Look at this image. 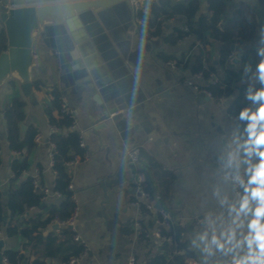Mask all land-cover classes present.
Instances as JSON below:
<instances>
[{"label": "crops", "instance_id": "crops-1", "mask_svg": "<svg viewBox=\"0 0 264 264\" xmlns=\"http://www.w3.org/2000/svg\"><path fill=\"white\" fill-rule=\"evenodd\" d=\"M235 5L237 4L233 0L228 4L226 15H231ZM145 11L153 17L150 8ZM205 11L207 9L204 5L196 18L199 13ZM255 14L258 28L264 27V12ZM157 20L160 21L161 33L152 34L154 27L150 26L146 31L151 36L145 37L146 43L142 51L140 26L121 30L118 36L125 42L121 55L126 67L119 66L116 71L125 70L123 77L114 79L111 72L105 68L97 80L102 85L109 81L102 90L114 94L117 98L114 105H118V113L121 115L125 107L135 105L133 108L138 112L131 121L120 119V124L116 125L109 119L106 121V127L84 134L88 129L95 127V120L100 115L96 101L100 99V95L92 87L75 86L67 77V57L60 58L58 51L44 44H39L36 48L39 64L33 67V81H37L39 87H33L34 98L29 100L18 82L15 86L10 85L9 89H5L0 97L1 185H7L11 175V160L18 156L17 152L10 149L7 140L6 121L3 116L5 105L16 95L26 101L25 124L36 127L42 137L28 155L29 171L33 175L42 167L41 177L45 186H51L55 178L50 165V146L46 141L50 124L45 113V108L51 103L50 91L53 87L62 92V97L73 110V130L80 133L85 149V154L79 155L80 159L68 167L76 202V232L88 245L87 255L78 264H128L131 257L141 263L147 262L149 255L163 251L162 242L159 243L152 236L155 224L150 231L151 241L148 244L140 239V233H137L133 226L135 219L142 224H148L150 220L155 221L156 213L153 211L152 215L138 214L130 205L138 194L132 166L127 158L129 150L133 148L142 149L176 174L172 204L178 214L172 220L174 224L187 228L182 239L194 253V256L187 258V264L191 260H196L199 264H231L233 258L242 252L222 251L213 247L211 254L205 253L203 244L199 241V234L207 229L203 222L204 217L211 214L213 218H227L228 205L238 200L231 182L221 176L217 163L218 158H227L230 149L239 151L242 144L239 120L233 119L228 113V106L235 94L221 100L200 99L198 94L182 83L183 78L187 77L185 71L191 67L173 71L167 61L181 60L189 55L192 62L194 55L206 50L210 64L216 67V74L224 77L226 66L240 65L241 62L237 64L234 59L243 51L253 49L257 56V48L260 46L257 39L258 28L257 36L252 42L234 44L235 49L230 53L232 57L228 58L223 66L219 64V58L221 51L226 48L225 43L212 41L200 50L196 46L197 37L192 33L172 42L171 38L188 22L187 18L184 15L170 18L159 15ZM70 24L73 25V22ZM169 56L174 59H166ZM257 59L259 61L258 56ZM254 71L255 68L246 80L252 85L259 81ZM175 72H179V76L175 75ZM165 89L169 91L170 97L161 96V91ZM123 100H126L125 104ZM143 165L145 160L141 159L140 166ZM122 168L128 173V186L121 193H116L113 188L104 190L102 185L106 182L104 179L107 175L112 174L115 177ZM240 170L243 171V166ZM225 198L227 203L222 204L221 201ZM46 200L57 202L58 199L51 196ZM141 200L146 202L148 199ZM35 211L37 208H29L27 212ZM4 212L9 216L7 207ZM45 215L43 212V216ZM199 218L202 220L200 224L197 222ZM126 225H130L133 230L127 232ZM61 227L63 224L54 221L42 230V235L44 238L51 232L59 235ZM0 238L6 243L3 249L23 251L26 258L30 259L37 255L34 253L36 248L32 245L23 249L22 245L26 239L20 234L8 237L3 230ZM193 241L196 242L195 245ZM67 254L68 250L62 248L55 252L53 259H40L46 262V259L50 258L49 263L60 264ZM26 263L27 260L23 262Z\"/></svg>", "mask_w": 264, "mask_h": 264}, {"label": "trees", "instance_id": "trees-1", "mask_svg": "<svg viewBox=\"0 0 264 264\" xmlns=\"http://www.w3.org/2000/svg\"><path fill=\"white\" fill-rule=\"evenodd\" d=\"M232 0H205L207 11L199 13L202 8L200 0H162L160 4H154L150 9L153 17L145 10L139 11V16L145 20L146 30L150 26L154 27L151 31L154 35L161 33L159 15L164 18H170L175 15H184L190 24V32L197 39L203 41L206 45L212 41H218L231 44H245L252 42L257 36L258 23L254 10L246 3L241 2L234 6L231 15H226L228 4ZM264 8V0H260ZM4 0H0V10H5ZM188 33L178 30L177 34L171 38L172 42L184 37ZM226 46V45H225ZM7 49V36L3 24L0 26V52ZM231 53V48L227 47L221 51L219 64L226 65ZM173 58L172 56L167 57ZM180 61V60H177ZM207 63L205 66L204 64ZM258 63L256 52L253 49H247L241 53V63L237 67H225V76L220 77V81L211 84L210 88L218 97H230L235 94L233 101L228 106V113L239 117L241 109L251 107L255 109L257 104L252 101L250 106L245 93L255 92L261 87L260 82L252 85L246 80L250 78L255 65ZM252 65V71H246L245 66ZM192 71L203 70L207 76L216 73V67L209 62L208 52L200 51L194 55L191 64ZM17 81L11 80L9 84L13 87ZM33 87L38 88L39 83L33 81ZM51 103L45 108L50 126H55L58 131L50 135V140L55 143L56 151L53 156L52 169L55 171L53 191L62 194L57 202H48L45 198V184L42 182V167H39V184L34 183V176L29 171L28 155L36 145L35 137L39 131L31 124H25L26 120V101L19 95L14 96L4 107L3 116L6 121V135L9 147L12 151L18 153L13 157L10 163L11 175L7 185L0 183V233L10 237L20 234L26 239L22 247L32 245L37 253L33 259L26 258L23 251L3 249V255L9 258L10 264H53L47 263L40 258H54L55 252L60 249H67L68 254L62 260H68L73 255H78L82 251V245L74 239V231L66 225L60 228L59 235L55 232L49 233L45 238L42 230L54 221L63 222L68 219L76 208L73 190H70L69 184L71 176L66 163L73 159L75 155H84L85 149L80 146L82 137L76 130L70 129L73 119L65 114L61 108L62 92L53 87L50 91ZM240 123V133L245 138V121L238 119ZM22 124L26 127L22 130ZM67 129V131H65ZM140 159L145 160L143 166H132V172H143L145 182L144 190L151 199L159 196L160 208L156 209L155 218L168 220L170 225L161 229L162 235L173 237L172 243L162 241L163 251H157L147 258L148 264H187V258L194 256V253L188 249L187 242L182 239L181 232L186 227L173 223L178 211L172 204L173 185L176 180V174L165 168L160 162L155 160L148 153L140 149ZM1 163V157H0ZM5 191V196H4ZM43 207H40L42 203ZM9 210V216H6L5 208ZM29 208H37V211L28 213ZM146 215H152L147 211ZM43 212L46 213L43 216ZM167 216V218H166ZM154 221H148L143 224L140 239L145 243L151 241L150 231L153 228ZM187 229V228H186ZM125 230L131 232L133 229L126 225ZM32 247V248H33ZM183 251V252H182Z\"/></svg>", "mask_w": 264, "mask_h": 264}, {"label": "water", "instance_id": "water-1", "mask_svg": "<svg viewBox=\"0 0 264 264\" xmlns=\"http://www.w3.org/2000/svg\"><path fill=\"white\" fill-rule=\"evenodd\" d=\"M132 1L134 0H4L6 9L0 10V21L7 36V49L0 52V97L5 89L10 88L9 82L15 80L29 100L34 98L33 67L39 64L36 48L39 44H44L58 51L60 58L67 57V77L75 86L92 87L100 95V99L96 100L100 115L95 120V127L84 134L106 127L109 119L116 125L120 124V119L125 122L133 120L138 112L133 108L135 105L125 107L121 115L118 113V105H114L117 101L114 94L102 90L109 81L103 85L97 81L105 68L111 72L112 78L123 77L125 70L116 71L119 66L126 67L121 55L125 42L118 35L121 30L137 25L134 22ZM161 1L143 0L141 9L146 10ZM233 2H244L259 15L264 12L260 0ZM200 3L204 5L206 2L200 0ZM72 22L73 25L70 24ZM260 29L261 27L258 28V34ZM226 46L231 50L235 49L234 44L226 43ZM240 58L241 55L234 62L239 64ZM191 74L192 70L188 68L185 75ZM175 75L179 76V72H175ZM161 96L170 97V93L165 89L161 91ZM198 97L208 99L203 94H198ZM123 101L125 104L126 100ZM21 127L24 130L26 126L22 124ZM127 178L128 173L122 168L115 177L108 174L102 186L104 190L113 188L116 193H121L128 186ZM44 205L43 202L40 207ZM155 208H160L159 201H156ZM5 244L4 239L0 238V264ZM46 262H51L50 258Z\"/></svg>", "mask_w": 264, "mask_h": 264}, {"label": "clouds", "instance_id": "clouds-1", "mask_svg": "<svg viewBox=\"0 0 264 264\" xmlns=\"http://www.w3.org/2000/svg\"><path fill=\"white\" fill-rule=\"evenodd\" d=\"M145 36V22L141 21V51L146 43ZM258 39L259 61L254 75L261 87L247 93V98L257 106L241 109L239 118L245 121V139L239 151H228L226 161L228 167L234 168L233 181L241 191L237 202L228 205V217L206 215L203 222L207 229L199 234L205 253L211 254L213 247L229 252L242 250L231 264H264V27L259 31ZM245 70L252 71V65L247 64ZM221 203H227V199H222Z\"/></svg>", "mask_w": 264, "mask_h": 264}, {"label": "built area", "instance_id": "built-area-1", "mask_svg": "<svg viewBox=\"0 0 264 264\" xmlns=\"http://www.w3.org/2000/svg\"><path fill=\"white\" fill-rule=\"evenodd\" d=\"M143 6V0H134L132 1V7H133V12H134V22L141 26V21H144V19H142L139 16V11L142 10ZM146 24V22H145ZM181 30L190 34V24L188 22L184 23L181 27ZM187 34V35H188ZM151 35L146 31V38H149ZM196 46L202 50L206 47V44L197 39L196 42ZM232 57V55H229V58ZM192 62L190 61V56L187 55L186 57H184L183 59H181L180 61L177 60H169L167 61V65L169 66V68L173 71H178L183 69L184 67H191ZM220 81V76L216 73H211L209 76H207L205 74V72L203 70H197V71H192V74L190 76L184 77L182 80V83L188 88L190 89L192 92L196 93V94H203L205 96H207L210 99H214V100H221L224 97H218L214 94V92L211 90L210 85L211 84H215L218 83ZM247 93H245V97H247ZM248 102L250 103L249 105L251 106L252 100L248 99ZM61 108L62 111L67 114L70 115L72 118H74V113L73 110L70 108V106L67 104V102L65 101V99L62 97V102H61ZM233 119L238 120L239 117L232 115ZM74 120V119H73ZM75 127V121H73V124L71 125L70 129H74ZM55 131H58V128L55 126H50V132H49V136L47 138V143L50 146V165L52 167L53 165V156L54 153L56 151V146L55 143H53L50 140V135L52 133H54ZM240 139L243 142V140L245 139L242 135H240ZM42 140V137L38 134L35 137V142H40ZM80 146H84L83 141L80 142ZM127 158L129 163L131 164V166H140L141 163V159H140V149L139 148H133L131 150H129L128 154H127ZM80 159L79 155H75L73 157V159L69 160L66 165L67 167H70L71 165H73L74 163H76L78 160ZM227 158L225 157H220L217 160L218 166H219V170H220V174L223 178L227 179L228 181L231 182L232 184V189L233 192L239 196L241 189H239V187L237 186L236 183H234L233 181V176L235 175V170L234 168L228 167L227 166ZM240 172L242 173L243 171L240 170ZM55 173V171H54ZM134 174V182L136 185V189H137V197L134 198L131 202L130 205L136 209L138 214H146L145 210L147 211H155V203L156 201H158L159 196H156L154 199H151L149 194L144 190L143 188V184L145 182V175L143 172H135ZM40 173L38 170H36L33 174L34 176V183L35 184H39V176ZM54 182L51 186H46L44 188V192H45V198L48 199L51 196L58 198L62 197V194L58 191H53V187H54ZM70 190H73V185L70 182L69 187ZM141 198H147L148 200L146 202H143L141 200ZM76 216H77V212H76V208L74 210V212L72 213V215L66 219L63 222H59L56 221L60 224L66 225L68 227H70L72 229V231H74V239L76 241H78L81 245H82V251L78 254V255H73L71 257H69L68 260H62L60 262V264H78L80 263L84 257L87 255L88 253V245L86 244V242L84 240L81 239V237L78 235V233L76 232V228H75V220H76ZM154 224H155V230L152 233V236L155 237L159 243H161L163 240L172 243L173 241V237L168 235V236H164L162 235V231L161 229L163 227H168L170 225V222L168 220H161L158 218H154ZM197 222L200 224L202 222V220L199 218L197 220ZM133 226L134 229L137 233H141L142 229H143V224L135 219L133 221ZM184 235V232H181V237ZM1 236V233H0ZM2 264H10L9 258L3 255L2 258ZM128 264H148L147 262H141L138 263L134 257H131L128 260ZM188 264H199L196 260H191ZM224 264H230V262H226Z\"/></svg>", "mask_w": 264, "mask_h": 264}]
</instances>
